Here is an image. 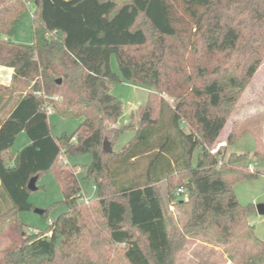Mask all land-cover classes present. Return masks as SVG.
Listing matches in <instances>:
<instances>
[{"label":"trees","instance_id":"obj_1","mask_svg":"<svg viewBox=\"0 0 264 264\" xmlns=\"http://www.w3.org/2000/svg\"><path fill=\"white\" fill-rule=\"evenodd\" d=\"M30 3L33 42L11 41ZM263 54L264 0H0V66L14 73L10 85L0 81V101L11 107L0 125V196L11 201L0 224L16 226L2 264H176L184 238L169 230L157 189L174 178L189 196L178 201L191 210L187 232L212 230L224 243L253 232L257 208L233 191L257 175L246 171L248 155L228 153L237 127L225 147L214 145ZM124 80L151 89L137 127L116 126L122 102L110 85ZM49 108L83 120L55 137ZM127 131L134 136L116 151ZM22 132L31 144L14 156ZM78 154L91 155L83 179L94 182L95 199L83 196L78 166L60 164ZM47 172L66 210L29 234L17 213L35 209L29 182ZM243 264H264V241Z\"/></svg>","mask_w":264,"mask_h":264},{"label":"rangeland","instance_id":"obj_2","mask_svg":"<svg viewBox=\"0 0 264 264\" xmlns=\"http://www.w3.org/2000/svg\"><path fill=\"white\" fill-rule=\"evenodd\" d=\"M34 10L33 3L27 5V10L22 13L14 34L10 38L11 41L24 45L32 44ZM110 66L115 73L121 75L116 55L112 56ZM0 80L6 82L11 79L6 74H1ZM110 86L111 93L122 102V121H131L133 119L132 122L137 127L140 120V108L146 105L151 89L126 80L114 82ZM164 97L168 99L166 95ZM133 114L134 118H132ZM48 119L51 133L55 137H61L62 133L71 135L83 120L82 118L74 117L61 118L55 112L49 113ZM234 125L237 127L239 136L231 144V147H228V153L234 152L248 155L249 168L246 171L255 172L257 175L237 182L233 186V191L242 205L256 208V205L264 203V54L259 69L240 96L227 125L223 129L224 131L214 145V151L217 152L221 147H225L230 133L234 131ZM132 136L131 132H126L113 145V149L116 151L120 150ZM26 141H29V137L23 132L18 136L10 152L17 156L20 150L25 148ZM257 152L259 155H257ZM198 153L199 149L194 156V164H196ZM59 161L60 164L66 161L72 166H78V178L82 184L84 196L88 198L87 200L95 199L97 197V188L94 189V182H88L83 179L85 175L84 165L90 164L91 155H63ZM178 180V178H174L171 182L166 180L157 185L165 211H167V217L173 224V227L169 225V230L174 232L175 237H183L185 242L176 255V264H243L244 261L258 252L260 241H264V216L259 215L257 212L249 215L250 226L254 227L253 232L247 229L229 243L219 241L217 234L212 230H191V232H187L188 229L185 228V225L189 220L191 210L188 204L179 205L178 201L187 202L189 196L183 187L182 189L185 192L177 194L180 186ZM37 183L40 189L31 192L30 202L38 209L46 210L49 208V213L46 219L35 213L34 210L32 212L17 213L20 222L25 224L24 230L29 234H33L36 230H46L50 221L66 210L65 206L57 204L63 198L53 172H47L42 175ZM0 199L2 198L0 197ZM4 199L6 200L4 208H6L10 199L7 196ZM13 230H16L15 223L0 224V231H2L0 264H2L4 257L14 249L15 234Z\"/></svg>","mask_w":264,"mask_h":264},{"label":"crops","instance_id":"obj_3","mask_svg":"<svg viewBox=\"0 0 264 264\" xmlns=\"http://www.w3.org/2000/svg\"><path fill=\"white\" fill-rule=\"evenodd\" d=\"M1 74H6L8 77H9V79H12V77H13V71L11 70V69H8V68H6V67H2V66H0V75ZM1 81V80H0ZM1 83H3L4 85H10V83H11V80H8V81H6V82H2L1 81ZM4 101H0V125H1V123H2V119H4V118H6V116H8V112H10V108H4ZM134 116V114L132 115V118H134L133 117ZM133 120V119H132ZM132 120L131 121H128V120H125L124 122L122 121V118L118 121V123L116 124V125H118V126H125V125H127V124H129V123H131L132 122ZM127 132H131L132 134H133V136H134V133L132 132V131H127ZM23 133V132H22ZM22 133H20V134H18V136L19 135H21ZM126 133V132H125ZM53 135V134H52ZM132 136V137H133ZM25 140V139H24ZM25 142V141H24ZM226 142V141H225ZM31 144V141H30V139H29V141L27 142L26 141V144H25V147H27V146H29ZM221 145H223V144H221ZM21 151V150H20ZM38 182V181H37ZM161 182H164V181H161ZM37 186H38V183H37ZM39 187V186H38ZM0 189H1V184H0ZM83 196H84V194H83ZM2 199H0V207H4V205H5V199L2 197V196H0ZM85 197V196H84ZM86 198V197H85ZM86 199H88V198H86ZM2 205V206H1Z\"/></svg>","mask_w":264,"mask_h":264},{"label":"water","instance_id":"obj_4","mask_svg":"<svg viewBox=\"0 0 264 264\" xmlns=\"http://www.w3.org/2000/svg\"><path fill=\"white\" fill-rule=\"evenodd\" d=\"M58 83L60 84L61 80H59ZM103 149L108 154H110L113 151L111 143H109L107 140L103 144ZM37 181H38V176H34L30 180L29 182L30 184L28 186V189L30 190V192L38 190ZM256 208H257V213L259 215L264 216V203L256 205ZM34 212L42 216L44 215L45 210L35 208Z\"/></svg>","mask_w":264,"mask_h":264},{"label":"built area","instance_id":"obj_5","mask_svg":"<svg viewBox=\"0 0 264 264\" xmlns=\"http://www.w3.org/2000/svg\"><path fill=\"white\" fill-rule=\"evenodd\" d=\"M6 40V39H5ZM52 112V109L51 108H49L48 109V113H51ZM214 152H216V151H214ZM66 162V161H65ZM96 187H94V189H95ZM185 191H184V189H182V188H179L178 190H177V194H183ZM87 200V199H86ZM88 201V200H87Z\"/></svg>","mask_w":264,"mask_h":264}]
</instances>
